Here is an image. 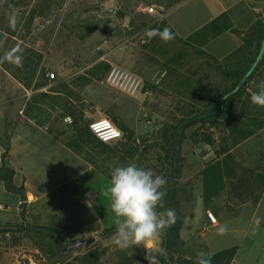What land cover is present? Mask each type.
I'll return each mask as SVG.
<instances>
[{
	"label": "rangeland",
	"instance_id": "1",
	"mask_svg": "<svg viewBox=\"0 0 264 264\" xmlns=\"http://www.w3.org/2000/svg\"><path fill=\"white\" fill-rule=\"evenodd\" d=\"M148 1L0 0V31L5 34L0 54L19 46L23 60L28 57L26 64L5 62L6 65L13 66L26 81L33 72L31 83L37 80L35 84L61 89L64 100L60 99V108L63 106L67 132L71 133L67 140L72 142L75 137L72 118L66 114L68 109L76 115L93 114V119L84 117L89 123L100 118L112 123L116 120L130 132V141L122 139L107 144L103 155L100 150L87 149L99 170L109 178L113 168L131 162L158 175L170 174L164 152L168 147L162 134L172 129L179 133L181 121L201 114L236 82L233 72L244 70L253 61L257 26L246 32L240 47L222 62L196 49H187L174 39L168 42L158 36L149 39L144 30L160 29L161 22L154 21L155 14L146 15L142 11L151 5ZM13 12L18 15L14 29L9 26ZM116 54L120 57L118 61L113 60ZM98 65L107 68L97 79L85 76L83 84L77 80ZM113 65L139 77L144 88L152 91V97L133 100L103 86L101 81ZM46 73H52L54 78L48 80ZM246 78L249 81L244 86V95L222 121L231 125L240 123L235 127L239 130L244 127L243 122L251 125L247 130L238 133L228 130L222 135L229 138L225 154H217L222 137L208 124L195 123L177 135L176 165L180 171L174 174L175 213L181 222L179 239L183 245L176 248L186 258L195 260L201 250L213 255L231 249L234 254L228 264H264V107L253 105L250 100L258 83L264 80V61L257 70H253L252 64ZM248 131L251 133L247 139H242L241 134ZM211 136L213 147L204 141ZM129 148L136 149L134 158L127 156ZM234 165L253 171V179L246 186H239L234 177L223 176L225 167ZM234 168L235 176H240L242 170ZM220 174L221 184L211 186V178L219 179ZM206 212L213 214L217 225L199 237L198 229ZM220 227L226 229L223 234H219ZM111 232L93 237V244L85 249L61 255L56 264H90L87 254L95 250L100 254L98 264L113 262L116 251L126 252L128 248L117 247L115 234L109 235ZM160 242L158 238L141 245L155 251ZM38 245L42 256L36 258L35 264H47L52 254L46 245Z\"/></svg>",
	"mask_w": 264,
	"mask_h": 264
},
{
	"label": "crops",
	"instance_id": "2",
	"mask_svg": "<svg viewBox=\"0 0 264 264\" xmlns=\"http://www.w3.org/2000/svg\"><path fill=\"white\" fill-rule=\"evenodd\" d=\"M150 1L149 7L164 14L160 24L171 29L182 46L220 62L235 53L246 32L260 25L263 36L258 43L256 32L253 70L263 63L264 0ZM222 14L231 29L218 32L217 27L224 30L228 25L225 18L205 29ZM4 37L0 31V47ZM35 82L22 86L0 65V169L3 165L12 172L9 188L0 178V264L38 262V244L50 243L41 229L54 231L57 244L64 245L116 227L117 218L103 195L110 178L68 145L71 133L60 108L64 94L58 86ZM92 116L84 113L88 120Z\"/></svg>",
	"mask_w": 264,
	"mask_h": 264
},
{
	"label": "trees",
	"instance_id": "3",
	"mask_svg": "<svg viewBox=\"0 0 264 264\" xmlns=\"http://www.w3.org/2000/svg\"><path fill=\"white\" fill-rule=\"evenodd\" d=\"M225 18L228 20V25L225 26L224 30L221 29V27H217L218 32L220 31H226L232 28V24L227 18L226 14H222L219 18L215 19L213 22H211L209 25H207L206 28H212L213 26H218L217 24H220L221 20ZM164 28H167L165 25H161L160 30H163ZM256 32H257V42L259 43L262 39V30L260 28V25H257L256 27ZM19 40V39H17ZM16 40V41H17ZM174 40H176L175 35H174ZM177 41V40H176ZM259 47V45H258ZM200 54H204L202 51L197 50ZM22 54V53H21ZM23 55V54H22ZM4 53L0 54V57H3ZM27 59H24L22 62V65L24 66L27 62ZM253 64V61H251L248 66L242 70L238 69L233 72V75L236 79V82L233 83L230 86V89L226 90L225 93L219 95L210 105L204 108V110L201 112V114L194 116L190 118L189 120L181 121L180 126L182 125L181 130L179 133L185 131L188 129L191 125L195 123H202V124H208L209 126L213 127L214 129H217L218 134L222 137L220 138V150L217 154H225V146L229 138H225L222 136L225 134L226 131L230 130V132H236L238 133L239 131L247 130L251 124L247 123H241V126H244L242 129H237V121L234 125L229 124L228 122L222 121L226 113H229L232 106L237 102L238 98H241L244 93V86H246V82L249 81V78H246V75L249 74L251 65ZM1 67H3L17 82H19L22 86H31V80L34 77V73L32 72L29 80L26 81L24 78H22L21 73L18 70H13L12 67H8L6 63H0ZM21 65V66H22ZM106 66L103 65H98L92 67L90 70L84 74V78L79 77L77 78L78 81H81V84H83L85 80V76L91 77L92 79H97L99 75H101L105 70ZM242 71V72H241ZM34 86H39L38 84H35ZM71 120V127L73 130V133L75 135L74 140L70 142L68 145L70 148L73 150L74 153L77 155L81 156L85 162L93 166L95 169L99 170L97 167V163L95 159L93 158V155L87 150L88 148L94 149V150H100V154L106 153L105 148H107V144H103L98 142L94 136L89 132L88 130V123L89 121L84 118V116L81 113H77V115L71 110H67L66 113ZM113 123L119 128L123 135V140L125 142L130 141L131 139V134L128 132V130L117 123L116 120H112ZM229 121L233 122V119L230 118ZM253 122V121H252ZM231 125V126H230ZM179 126V127H180ZM177 130L172 129L170 132H164L162 134L163 142L165 145H167L168 149L164 152L166 154L165 161L167 163V167L171 169L170 174L167 176H164L167 179V184L165 188L163 189L166 192V196L164 197L165 200V206L167 208H172L176 209V191L174 189L175 185V177L174 174H179L180 168L176 165L179 161L178 158V149H179V141L177 140ZM251 133V131H248L246 133H239L242 135V139H247V134ZM205 144L208 145L209 147H213L215 145L214 140L211 137H206L204 139ZM244 141V140H242ZM136 154V149L129 148L128 149V154L127 156L129 158H134ZM95 157V156H94ZM227 159H230L232 161V157L230 155H226ZM238 168L242 170V174L240 176H235L236 174V169ZM100 171V170H99ZM223 176L226 175L227 178H232L234 177L236 179V182L239 183V186L244 187L246 186V182L249 181L250 179H253V171L248 168L240 167L238 165H234L233 168L225 167L223 170ZM104 174V173H103ZM12 176V172H10L8 169H6L3 165L0 169V178L3 180L7 188L10 187L9 180ZM213 181L210 180V185L215 186V185H220L221 184V174L218 178H211ZM235 182V183H236ZM178 219L176 218L175 224L170 227L160 238V247H163L167 250V256H159L158 258L160 259L161 264H196V259H191V258H186L184 256H181L178 249L176 246L178 244L183 245L182 242L179 239V228L181 222L177 221ZM116 227L110 228L108 230L103 231L102 233H107L111 232ZM43 237V236H42ZM45 238V237H44ZM59 247H62L61 244H57ZM47 249L50 254H52L53 257V252L50 249V243L47 245ZM154 251L147 250L145 249L142 245L136 246L133 245L132 247L128 248L125 251H116L114 253V260L113 262L109 261L108 264H148V261L146 257L153 253ZM234 254V250H225L218 252L216 254L211 255V264H228ZM99 252L97 250L95 251H90L87 254L88 262L90 264H98L99 262ZM59 264V262H57Z\"/></svg>",
	"mask_w": 264,
	"mask_h": 264
},
{
	"label": "clouds",
	"instance_id": "4",
	"mask_svg": "<svg viewBox=\"0 0 264 264\" xmlns=\"http://www.w3.org/2000/svg\"><path fill=\"white\" fill-rule=\"evenodd\" d=\"M18 23V15L13 12L9 17V26L13 29ZM149 39L158 36L168 42L174 39L169 28L144 30ZM22 49L19 46L7 51L0 57V63L9 62L21 66L23 62ZM251 103L264 107V80L252 92ZM167 179L156 174L152 169L138 166L131 162L127 165L117 166L110 172V182L103 191V195L110 201V209L117 218L114 243L120 249H127L133 245L139 246L147 240L161 237L176 222L175 209L165 206L163 190ZM219 234L226 229L219 228ZM159 256H167L163 247L149 254L148 264H161ZM196 264H211V255L199 251Z\"/></svg>",
	"mask_w": 264,
	"mask_h": 264
},
{
	"label": "built area",
	"instance_id": "5",
	"mask_svg": "<svg viewBox=\"0 0 264 264\" xmlns=\"http://www.w3.org/2000/svg\"><path fill=\"white\" fill-rule=\"evenodd\" d=\"M142 11L146 15L155 14V22H161L163 20V12L156 11L154 7H146ZM141 43L144 44L145 41L142 40ZM45 78L52 80L54 75L52 73H46ZM101 84L133 100H144L152 97V91L144 88L143 82L139 77L116 65H113L108 69ZM88 130L98 142L103 144H109L123 139L121 131L107 118H100L91 121L88 124ZM0 209H3V207H0ZM216 225L217 221L213 214L206 212L205 217L199 226L198 236L204 237L208 231ZM21 264L33 263L31 261H26Z\"/></svg>",
	"mask_w": 264,
	"mask_h": 264
},
{
	"label": "water",
	"instance_id": "6",
	"mask_svg": "<svg viewBox=\"0 0 264 264\" xmlns=\"http://www.w3.org/2000/svg\"><path fill=\"white\" fill-rule=\"evenodd\" d=\"M22 198L24 199L23 196H22ZM40 231L42 232V234L44 236H46L49 239L50 249L53 252V257L51 258V260L47 264H56V260L61 255L69 253V252L77 251L80 249H85L88 246H90L91 244H93V242H94L93 237H88V238L74 240V241H72V242H70V243H68L62 247H59L57 245V234L54 231L48 230V229H41ZM115 233H116V231H113L109 235H113Z\"/></svg>",
	"mask_w": 264,
	"mask_h": 264
}]
</instances>
